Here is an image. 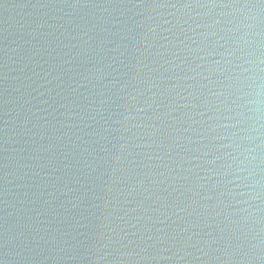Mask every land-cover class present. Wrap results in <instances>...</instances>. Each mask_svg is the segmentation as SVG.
Segmentation results:
<instances>
[{"label": "water", "instance_id": "obj_1", "mask_svg": "<svg viewBox=\"0 0 264 264\" xmlns=\"http://www.w3.org/2000/svg\"><path fill=\"white\" fill-rule=\"evenodd\" d=\"M0 264H264V2L0 0Z\"/></svg>", "mask_w": 264, "mask_h": 264}, {"label": "snow or ice", "instance_id": "obj_2", "mask_svg": "<svg viewBox=\"0 0 264 264\" xmlns=\"http://www.w3.org/2000/svg\"><path fill=\"white\" fill-rule=\"evenodd\" d=\"M262 2H264V0H262Z\"/></svg>", "mask_w": 264, "mask_h": 264}]
</instances>
